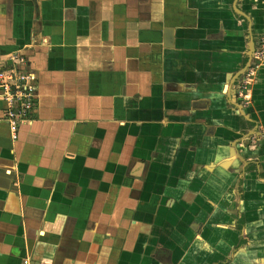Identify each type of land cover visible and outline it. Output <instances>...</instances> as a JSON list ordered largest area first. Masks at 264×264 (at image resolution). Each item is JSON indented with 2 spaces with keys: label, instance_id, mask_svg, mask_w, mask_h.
<instances>
[{
  "label": "crops",
  "instance_id": "1",
  "mask_svg": "<svg viewBox=\"0 0 264 264\" xmlns=\"http://www.w3.org/2000/svg\"><path fill=\"white\" fill-rule=\"evenodd\" d=\"M264 0H0V264H264ZM18 56L26 65L11 60Z\"/></svg>",
  "mask_w": 264,
  "mask_h": 264
},
{
  "label": "built area",
  "instance_id": "2",
  "mask_svg": "<svg viewBox=\"0 0 264 264\" xmlns=\"http://www.w3.org/2000/svg\"><path fill=\"white\" fill-rule=\"evenodd\" d=\"M11 60H18L20 65H26L18 56ZM264 66V33L257 38L252 58L242 79L238 81L237 96L243 106L252 102V87L258 79L259 69ZM0 70V89L2 99L6 103L5 118L9 124L11 136L18 138L20 126L30 121V116L37 105L35 77L24 69L5 65ZM27 264V263H25Z\"/></svg>",
  "mask_w": 264,
  "mask_h": 264
},
{
  "label": "water",
  "instance_id": "3",
  "mask_svg": "<svg viewBox=\"0 0 264 264\" xmlns=\"http://www.w3.org/2000/svg\"><path fill=\"white\" fill-rule=\"evenodd\" d=\"M255 43H256V39L253 35H251V39H250V44H249V48H248V54H247V57H248V63L247 65L245 66L244 69H242V71L238 74L237 78L240 76V75H243L246 71V68L248 67L249 65V62L252 58V55H253V52H254V49H255Z\"/></svg>",
  "mask_w": 264,
  "mask_h": 264
},
{
  "label": "flooded vegetation",
  "instance_id": "4",
  "mask_svg": "<svg viewBox=\"0 0 264 264\" xmlns=\"http://www.w3.org/2000/svg\"><path fill=\"white\" fill-rule=\"evenodd\" d=\"M258 37H259V36H258ZM258 37H257V38H258ZM257 38H255V39H256V41H257ZM255 44H256V43H255ZM237 86H238V85H237ZM236 97H238V96H237V89H236Z\"/></svg>",
  "mask_w": 264,
  "mask_h": 264
}]
</instances>
